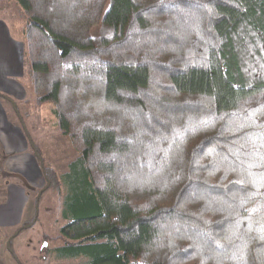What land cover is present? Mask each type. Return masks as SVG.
Segmentation results:
<instances>
[{"label":"trees","instance_id":"16d2710c","mask_svg":"<svg viewBox=\"0 0 264 264\" xmlns=\"http://www.w3.org/2000/svg\"><path fill=\"white\" fill-rule=\"evenodd\" d=\"M17 2L78 153L58 175L33 145L65 191L56 258L264 264V0Z\"/></svg>","mask_w":264,"mask_h":264},{"label":"rangeland","instance_id":"374dc122","mask_svg":"<svg viewBox=\"0 0 264 264\" xmlns=\"http://www.w3.org/2000/svg\"><path fill=\"white\" fill-rule=\"evenodd\" d=\"M0 20L8 22L12 30L13 26L22 28L26 17L17 0H0ZM15 37L23 41L16 32ZM2 44L5 46L0 49L5 75L2 79L11 88L0 94V98H5L1 99L4 105L0 108V141L3 143L0 148V260L17 264L15 253L23 264H80V260H59L55 256V248L63 244L58 236L68 223L62 217L65 191L47 187L33 145L58 175L68 170L78 153L70 139L59 131L53 105L38 102L29 73L26 45L21 49L17 41ZM6 96L16 100V108ZM5 110L9 117L3 115ZM36 210V223L26 228ZM21 228L20 235L9 245Z\"/></svg>","mask_w":264,"mask_h":264},{"label":"crops","instance_id":"0c3cea01","mask_svg":"<svg viewBox=\"0 0 264 264\" xmlns=\"http://www.w3.org/2000/svg\"><path fill=\"white\" fill-rule=\"evenodd\" d=\"M9 41H12V42H14V41H17L18 42V44H20V46H21V49L23 48V47H25V42L24 41H22V40H20V39H17L16 37H15V33H14V31L12 30V28H11V26H10V24L8 23V22H6V21H4V20H0V49L2 48V49H4L5 48V46H1V44L3 43H5V42H7V44H8V42ZM2 44V45H3ZM4 67H2V65H1V61H0V94H2L5 90H10V88H11V86L10 85H8V84H6V82L2 79V77L3 76H5L4 74H3V69ZM3 95V94H2ZM20 96V95H19ZM6 98H8L7 100H9V102H11V104H13V106H15V108H16V100H14V99H12L11 97H9V96H6ZM1 99H5V98H3V97H1L0 98V108H3V105L4 104H2V102H1ZM3 115L4 116H8L9 117V113L7 114L6 113V110L4 111V113H3ZM22 120V119H21ZM23 121V120H22ZM23 124L25 125V123H24V121H23ZM11 125V128L13 127V122L10 124ZM7 126H9V125H7ZM3 148V143H2V141H0V148ZM30 204H31V202H30ZM37 217H38V213H37V210H36V214H35V217H34V219H33V221L32 222H30V224H29V227L31 226V225H33L34 224V222L37 220ZM36 223V222H35ZM28 226V225H27ZM5 227H7V228H11L10 226H5ZM27 228V227H26ZM2 248L4 249V250H2V251H5V247H4V245H2ZM14 254V253H13ZM16 255V254H15ZM17 256V255H16ZM16 260V259H15ZM18 262V261H17ZM0 264H7V263H5V262H3V261H1L0 260ZM17 264H19V263H17Z\"/></svg>","mask_w":264,"mask_h":264},{"label":"flooded vegetation","instance_id":"af4514ba","mask_svg":"<svg viewBox=\"0 0 264 264\" xmlns=\"http://www.w3.org/2000/svg\"><path fill=\"white\" fill-rule=\"evenodd\" d=\"M26 226H27V225H26ZM26 226H25V227H26ZM22 230H23V229L17 231V232L12 236V238H11V240H10V242H9V245H10V243L12 242V240H13L14 238H16L17 236L20 235V233L22 232ZM14 254H15V253H14ZM14 254H13V255H14ZM14 258H15V257H14Z\"/></svg>","mask_w":264,"mask_h":264},{"label":"water","instance_id":"95a60500","mask_svg":"<svg viewBox=\"0 0 264 264\" xmlns=\"http://www.w3.org/2000/svg\"><path fill=\"white\" fill-rule=\"evenodd\" d=\"M26 227H29V225H28V226H26Z\"/></svg>","mask_w":264,"mask_h":264}]
</instances>
